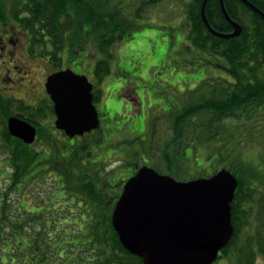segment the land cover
Masks as SVG:
<instances>
[{
  "label": "trees",
  "instance_id": "obj_1",
  "mask_svg": "<svg viewBox=\"0 0 264 264\" xmlns=\"http://www.w3.org/2000/svg\"><path fill=\"white\" fill-rule=\"evenodd\" d=\"M158 1H141L135 15ZM202 1L192 0L186 6L187 37L224 78H217L206 89L207 99L174 113L175 137L171 143L180 139L182 128L202 112L212 114L213 119L204 123L207 127L202 125L208 129L226 118L258 117L264 111V19L241 0H223L227 14L241 25L242 32L234 38H218L202 21ZM247 1L264 13V0ZM120 4L121 0H26L11 12L16 23L29 31L36 48L47 42L58 57L68 46L69 58L73 49L86 48L83 62L93 56L92 51L95 58L99 53L102 58L96 61L94 70L95 80L101 83L109 73L111 49L132 38L126 34L129 25L118 9ZM6 7V1L0 0L1 16ZM205 16L215 31H232L219 0H207ZM98 99L96 91L95 102ZM50 111L53 113L51 107ZM0 115V148L6 154L4 166H8L6 172L0 170V182L5 185L0 187V264H143L122 247L111 224L123 179L132 164L123 159L120 166L109 169V151L101 145L109 129L100 126L80 140L63 135L62 142L50 135L48 124L45 136L39 134L33 144L27 145L9 134L6 120L15 116L34 124L48 116L44 104L0 100ZM190 126L185 147L196 133V127ZM205 136L202 139L210 141L217 135ZM38 144L41 147L36 149ZM163 158L164 166L161 162L155 165L165 167L168 173L180 172L181 165L166 153ZM241 166H235L237 172L230 171L239 183L231 202L234 232L221 254L232 257L234 264H255L258 256L264 257V175ZM137 169L134 167L131 175ZM47 178L52 180L53 189L47 201H40L39 187Z\"/></svg>",
  "mask_w": 264,
  "mask_h": 264
},
{
  "label": "rangeland",
  "instance_id": "obj_2",
  "mask_svg": "<svg viewBox=\"0 0 264 264\" xmlns=\"http://www.w3.org/2000/svg\"><path fill=\"white\" fill-rule=\"evenodd\" d=\"M5 1L12 11L26 0ZM141 1L121 0L118 9L125 14L129 25L126 34L132 38L115 44L111 49L109 73L98 84L99 99L95 105L101 115L100 126L109 129L101 144L109 151V169L120 166L123 159L131 163L123 181L132 176L134 167L141 166L153 168L177 181L210 177L221 169L234 172L239 163L242 168L246 166L264 175V111L258 117L226 118L219 126H209L208 129L204 123L213 119L212 114L202 112L189 121L196 127L189 146L185 147L189 142L186 130L190 125L182 128L180 139L170 142L175 137L174 113L183 106L207 99L209 93L206 94V89L217 78H224V74L209 62L211 60L205 54L197 52L187 37L186 6L192 0H160L137 16L135 11ZM104 21L106 23L107 20ZM105 23L102 25L107 27ZM85 49L78 51L79 67L72 66V60L66 66H72L75 72L93 80L95 63L102 57L96 53L95 58L92 51L93 56L83 62ZM42 69L40 63L36 65L39 73ZM24 102L25 105L44 104L48 116L36 120L44 124L40 128V136H45V126L50 124V135L63 142L64 136L58 135L54 128L53 113L48 103L41 100L34 104L30 99ZM2 120L0 115V136ZM210 133H215L216 138L210 141L202 139ZM40 147L41 144L35 146L36 149ZM165 153L181 165L179 173H168L165 167L155 165V162H161L164 166ZM190 156L192 160H185ZM5 163L6 154L0 148V170L4 168L6 172L8 166H4ZM52 185L50 178L40 185V201H47ZM1 186L5 185L0 182ZM219 255L221 257L212 264H234L232 257L222 256L221 252ZM255 264H264V257L258 256Z\"/></svg>",
  "mask_w": 264,
  "mask_h": 264
},
{
  "label": "water",
  "instance_id": "obj_3",
  "mask_svg": "<svg viewBox=\"0 0 264 264\" xmlns=\"http://www.w3.org/2000/svg\"><path fill=\"white\" fill-rule=\"evenodd\" d=\"M232 31H215L205 16L207 30L218 38H234L242 27L226 12ZM264 19V14L247 0H241ZM55 114L54 126L69 138L82 137L100 126L94 105L93 86L85 75L70 69L49 75L45 83ZM11 136L30 145L36 128L24 119L10 116L6 122ZM238 180L221 169L210 177L177 181L148 166L140 167L127 179L114 206L111 224L122 247L143 264H212L233 236L231 202Z\"/></svg>",
  "mask_w": 264,
  "mask_h": 264
},
{
  "label": "flooded vegetation",
  "instance_id": "obj_4",
  "mask_svg": "<svg viewBox=\"0 0 264 264\" xmlns=\"http://www.w3.org/2000/svg\"><path fill=\"white\" fill-rule=\"evenodd\" d=\"M10 11L11 8L7 6L4 10L5 14L0 15V100H7L13 104L16 101L26 104L24 102L26 99L34 100V104L45 100L53 111L55 121L53 103L45 89L46 79L49 75L65 69L84 75L75 72L72 68V66L79 67L78 49H73L69 58L68 46L58 53V57L54 56V50L47 42L42 48H36L37 45L31 40L29 31L16 23ZM87 59L89 60V57ZM71 60L72 66H66ZM39 63L43 67L40 73L36 70V65ZM87 79L93 86L95 102V92L99 89V83L95 79L90 80L88 77ZM99 118L101 124L100 114ZM31 124L36 128L37 139L39 130L44 124L41 125L37 121ZM56 132L58 135H64L63 131Z\"/></svg>",
  "mask_w": 264,
  "mask_h": 264
},
{
  "label": "bare ground",
  "instance_id": "obj_5",
  "mask_svg": "<svg viewBox=\"0 0 264 264\" xmlns=\"http://www.w3.org/2000/svg\"><path fill=\"white\" fill-rule=\"evenodd\" d=\"M258 9V8H257ZM258 10H260V9H258ZM262 13H263V11H262ZM264 14V13H263Z\"/></svg>",
  "mask_w": 264,
  "mask_h": 264
}]
</instances>
